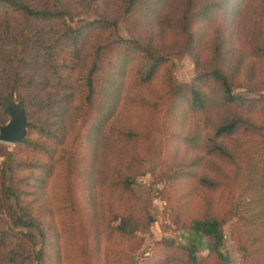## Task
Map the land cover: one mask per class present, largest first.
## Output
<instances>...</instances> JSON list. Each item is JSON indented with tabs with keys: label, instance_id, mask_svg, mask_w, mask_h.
I'll return each mask as SVG.
<instances>
[{
	"label": "rangeland",
	"instance_id": "rangeland-1",
	"mask_svg": "<svg viewBox=\"0 0 264 264\" xmlns=\"http://www.w3.org/2000/svg\"><path fill=\"white\" fill-rule=\"evenodd\" d=\"M122 1L125 0H96L90 10L84 7L80 13L76 12L79 15L72 25L79 27L115 14L120 19L117 32H110L112 38H139L134 20L121 15ZM260 2L247 0L244 15L233 27L222 18L212 23L205 19L195 22L192 46L186 49L188 52L176 53L184 45V36L176 28L181 7L179 0H169L146 30L150 46L173 53L170 59L173 78L187 82L206 64L210 45L217 35H224L225 61L232 67L238 50L250 45L247 28L257 14ZM26 24L18 17L0 20V93L9 86L7 68H15L21 58L24 37H21L20 29ZM6 26L10 27V32H5ZM52 26L51 23L42 24V28ZM98 38L95 33L93 40L84 43L79 53L68 44L61 49L58 47V52L63 51L55 62L74 66L73 71L59 70L58 75L52 72L54 62H51L48 43L42 42L30 50L21 65L28 76L33 75L35 82H39L31 91L33 97L30 99L36 103L50 101L72 92L71 111L57 115L58 109L53 105L32 104L27 110L30 109V120L36 128L30 138L37 144L0 143V163L5 161L6 152H14L16 159L30 162V167L45 163L52 167L48 177L36 171V176L47 179L41 188L37 187L40 188L38 197H29L36 198L34 210L50 232L47 247H51L52 255L47 264H191L185 247L192 241L200 264H218L209 255L211 241L184 227L187 219L203 213L208 201L211 212L228 219L223 226L225 245L222 250L226 260L222 264H242L241 248L231 236L238 218V213L231 208L241 196V190L235 185L218 189L199 181L201 174L215 181L220 178V162L204 147L184 140L196 127L195 132L203 125L200 127L189 119L186 111L182 112L184 116L170 111L172 101L164 96L166 91L159 75L145 89H137L138 83L128 78L126 94L99 134L91 127L94 117L82 125V115L78 116L74 109L81 92L77 78L82 76L86 66L87 49ZM248 61L254 60L249 58ZM251 63L255 68L254 81L261 90L253 94L245 88L236 89L247 97L264 94V66L257 59ZM250 73L251 66L247 64L241 76ZM10 101L21 102L18 91H12ZM8 120L6 114L0 124ZM55 128L59 136L53 132ZM51 147L56 148V154L48 159L46 150ZM67 155L71 157L70 171H67ZM197 159L199 164L195 165L193 162ZM176 171L181 175L174 177ZM125 179L134 181L129 188L119 183ZM247 198L243 193L239 202H245L243 210L251 215ZM120 220L128 222L126 233L114 229ZM30 231L36 234L34 229ZM22 264L41 263L30 260Z\"/></svg>",
	"mask_w": 264,
	"mask_h": 264
},
{
	"label": "trees",
	"instance_id": "trees-1",
	"mask_svg": "<svg viewBox=\"0 0 264 264\" xmlns=\"http://www.w3.org/2000/svg\"><path fill=\"white\" fill-rule=\"evenodd\" d=\"M94 1L96 0H0V20L18 17L27 23L20 29L21 37H24L21 42V58L16 62L15 68H7L9 86L0 93V117L5 118L7 114L4 113L5 105L11 100L12 91H18V98L29 122L26 141L16 145L37 144L34 138H30V133L36 128V124L30 120V109L29 112L27 110L30 105H53L58 109L57 115H62L66 111L70 113V102L73 99L70 92L64 98L33 102L30 99L33 97L31 91L39 82H35L34 76H28L27 71L21 67L26 55L40 43H48L51 62H54L51 65L52 72L58 75L59 70L64 68L73 71V65L55 62L63 51L58 52L56 49L68 44L79 53L84 43L93 40L92 36L98 33L99 38L87 49L89 52L83 74L77 78L81 92L77 96L79 103L74 109L78 111V116L82 115V125L94 117L91 127L97 129L99 134L106 121L115 115L121 98L126 94L128 78H132L133 83H138L137 89H145L159 75L166 91L164 96L172 101L170 111H186L189 119L200 127L203 125L202 129L195 132L196 127L184 140L204 147L209 155L220 162V178L215 181L201 174L199 181L201 179L218 189L235 185L241 190V196L231 208L238 213L231 236L241 248L242 264H264V94L247 97L236 92L237 88H245L253 94L261 90L257 81H254L255 68L251 62L257 59L264 66V0L256 8L258 12L247 28L250 45L238 50L235 65H227L226 39L224 35H217L210 45L211 53L206 64L187 82H178L173 78L170 68L173 53L165 48L153 49L148 40L149 35L147 36L148 26L164 10L169 0L121 2V15L130 16L134 20L140 35L134 39L119 36L112 38L110 32H117L120 19L115 14L74 27V18L79 15L76 12L80 13L84 7L90 10ZM179 1L181 13L177 18L176 28L184 36V45L176 53L188 52L186 49L192 46V27L195 22L205 19L212 23L217 18H222L233 27L244 15L247 6V0ZM43 23H51L53 26L42 28ZM10 30L6 26L5 32ZM249 58L254 61H248ZM247 64L251 66V73L242 77V69ZM53 132L59 136L57 128ZM46 151L48 159L56 154V148L53 147ZM66 161L67 171H70V155L66 156ZM193 163L199 164V159ZM30 166V162L16 159L14 152H6L5 161L0 163V264H22L30 260L47 264L52 255L51 247H47L49 229L37 216L33 205L39 189L47 179L38 177L35 173L39 171L48 177L52 173V167L47 163ZM22 171L28 172L21 174ZM180 175L181 172H174V177ZM133 182L132 179L119 181L124 188H129ZM243 193L248 197L251 215L243 210L245 202H239ZM33 195L36 198H29ZM227 221L226 217L210 211L208 201L203 213L184 222V227L190 232L211 241L209 255L218 264L226 260L222 249L225 245L223 226ZM146 223L149 224V221ZM30 229H34L36 234ZM114 229L126 233L128 222L120 220ZM185 250L191 264H200L193 241Z\"/></svg>",
	"mask_w": 264,
	"mask_h": 264
},
{
	"label": "water",
	"instance_id": "water-1",
	"mask_svg": "<svg viewBox=\"0 0 264 264\" xmlns=\"http://www.w3.org/2000/svg\"><path fill=\"white\" fill-rule=\"evenodd\" d=\"M5 112L9 115V120L3 125L0 124V143L24 142L29 122L21 102H7Z\"/></svg>",
	"mask_w": 264,
	"mask_h": 264
}]
</instances>
